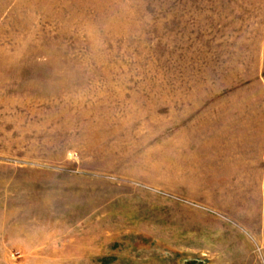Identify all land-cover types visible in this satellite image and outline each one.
Returning <instances> with one entry per match:
<instances>
[{
  "label": "rangeland",
  "instance_id": "rangeland-1",
  "mask_svg": "<svg viewBox=\"0 0 264 264\" xmlns=\"http://www.w3.org/2000/svg\"><path fill=\"white\" fill-rule=\"evenodd\" d=\"M0 264H264V0H0Z\"/></svg>",
  "mask_w": 264,
  "mask_h": 264
},
{
  "label": "crops",
  "instance_id": "crops-1",
  "mask_svg": "<svg viewBox=\"0 0 264 264\" xmlns=\"http://www.w3.org/2000/svg\"><path fill=\"white\" fill-rule=\"evenodd\" d=\"M241 126H243L244 124L240 123ZM230 129H231V126H230Z\"/></svg>",
  "mask_w": 264,
  "mask_h": 264
}]
</instances>
